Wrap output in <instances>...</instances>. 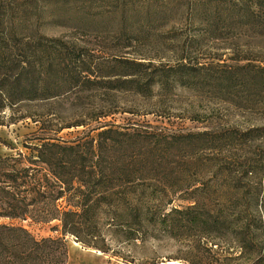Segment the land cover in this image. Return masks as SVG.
Listing matches in <instances>:
<instances>
[{"label":"trees","instance_id":"1","mask_svg":"<svg viewBox=\"0 0 264 264\" xmlns=\"http://www.w3.org/2000/svg\"><path fill=\"white\" fill-rule=\"evenodd\" d=\"M100 1L119 15L110 37L129 42L112 48L116 66L106 76L90 60L91 49L53 39L41 43L29 18L34 0H0V126L28 118L37 126L34 142L23 144L26 153L0 157V218L18 221L0 225V264H65L67 236L106 254L107 236L131 243L143 241L145 232L156 238L160 230L194 228L202 230L204 245L225 244L220 254L211 250L222 257L214 264H264V180L235 202L169 207L171 192L161 172L168 148L107 125L94 129H101L94 137L65 141L58 135L68 126L51 129L46 117L20 113L28 104H59L80 88L99 85L101 77H137L143 60L248 59L239 50L242 41L264 39V0ZM132 17L140 23L126 25ZM142 41L174 51L134 49L132 43ZM254 165L244 164L246 178ZM262 167L264 172V160ZM23 222L29 228L58 224L49 229L54 236L37 238Z\"/></svg>","mask_w":264,"mask_h":264},{"label":"rangeland","instance_id":"2","mask_svg":"<svg viewBox=\"0 0 264 264\" xmlns=\"http://www.w3.org/2000/svg\"><path fill=\"white\" fill-rule=\"evenodd\" d=\"M30 11L32 29H37L42 44H46L44 39H53L91 49L90 60L104 76L116 66L112 48L129 43L116 44L110 37L120 24L119 15L104 8L100 0H34ZM135 21L132 17L124 23L131 26ZM157 43L132 45L141 52L154 53V45L160 46L161 53L174 51ZM239 51L248 59L178 60L169 56L143 60L137 77H101L99 85L80 88L59 104L45 108L28 104L20 113L35 119L46 117L43 120L51 129L56 124L68 126L58 135L65 141L88 134L94 137L101 130L94 129L107 125L137 139L150 138L149 143L158 149L168 148L161 172L171 192L169 207H185L194 200L211 206L235 202L250 196L264 180V39L242 41ZM35 130L30 118L0 126V157L26 153L23 144L34 142ZM247 162L255 164L250 179L243 168ZM17 224L0 218V225ZM21 224L41 238L54 236L49 229L58 223L31 228L26 222ZM202 234L197 228L172 233L160 230L154 232L156 238L145 232L143 241L131 243L107 236L106 254L82 247L67 236L65 264H214V259L222 257L211 250L220 254L225 244L204 245ZM56 255L61 258L59 250ZM221 260L216 264H222Z\"/></svg>","mask_w":264,"mask_h":264}]
</instances>
